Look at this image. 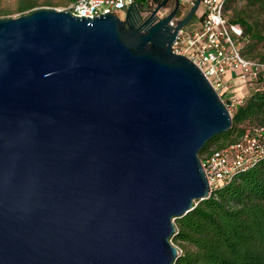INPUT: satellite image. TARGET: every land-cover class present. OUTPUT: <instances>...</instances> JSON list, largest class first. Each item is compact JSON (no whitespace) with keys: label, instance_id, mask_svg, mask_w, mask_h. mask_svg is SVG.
Wrapping results in <instances>:
<instances>
[{"label":"water","instance_id":"obj_1","mask_svg":"<svg viewBox=\"0 0 264 264\" xmlns=\"http://www.w3.org/2000/svg\"><path fill=\"white\" fill-rule=\"evenodd\" d=\"M146 17L0 18V264H174V220L210 194L199 152L231 112ZM174 23V24H173Z\"/></svg>","mask_w":264,"mask_h":264},{"label":"trees","instance_id":"obj_2","mask_svg":"<svg viewBox=\"0 0 264 264\" xmlns=\"http://www.w3.org/2000/svg\"><path fill=\"white\" fill-rule=\"evenodd\" d=\"M161 1L139 0L149 8ZM248 2L264 18V0ZM33 6V2L21 0L18 9ZM229 20L242 28V55L264 64V29L240 14ZM231 118V129L220 135L226 142L218 148L236 141L250 126L264 125V87L250 88L243 102L231 109ZM216 137L204 145L201 155ZM174 224L171 239L180 251L174 264H264V158L213 189L189 212L175 218Z\"/></svg>","mask_w":264,"mask_h":264},{"label":"built area","instance_id":"obj_3","mask_svg":"<svg viewBox=\"0 0 264 264\" xmlns=\"http://www.w3.org/2000/svg\"><path fill=\"white\" fill-rule=\"evenodd\" d=\"M139 0H77L67 11L90 18L101 13H113L124 18L126 9ZM183 8L194 0H179ZM181 1L183 3H181ZM174 5V0L172 6ZM225 0H200L198 13L180 28L171 45L175 54L191 60L205 75L211 86L231 112L243 102V96L228 86V74L248 91L264 87V64L245 58L240 52L242 28L231 23L224 12ZM141 15L148 16V6L139 5ZM165 13H160L163 16ZM184 15L174 18V23ZM173 23V24H174ZM229 93V94H228ZM264 158V125H252L234 142L200 155L210 192L229 182L232 177Z\"/></svg>","mask_w":264,"mask_h":264},{"label":"rangeland","instance_id":"obj_4","mask_svg":"<svg viewBox=\"0 0 264 264\" xmlns=\"http://www.w3.org/2000/svg\"><path fill=\"white\" fill-rule=\"evenodd\" d=\"M20 1L21 0H0V18L17 17L19 15L30 12L31 10L39 9V8H52L55 10L66 11L69 8V5L71 4L70 2H68V0H25L27 2L29 1L33 2L34 6L31 9L20 11L18 9V5ZM181 3L183 2L181 1ZM190 7L191 6H189L188 4H185L183 8L179 10L178 16L181 14L185 15ZM159 11L160 13L161 12L165 13L164 15H166L169 12L167 8H161ZM198 11L199 9L197 10V13ZM224 12L229 19L233 18V16H235L236 14L246 16L250 21L258 22V24L264 29L263 16L260 15L257 11H254V6L249 4L248 0H227L225 4ZM260 47L261 44L259 45L258 48ZM242 125L243 124H239L238 126H242ZM225 142L226 141L224 140V138L219 135L214 140L209 142L205 152L218 148L221 144ZM200 155L201 153L199 152V156ZM174 245L177 244L174 243Z\"/></svg>","mask_w":264,"mask_h":264},{"label":"crops","instance_id":"obj_5","mask_svg":"<svg viewBox=\"0 0 264 264\" xmlns=\"http://www.w3.org/2000/svg\"><path fill=\"white\" fill-rule=\"evenodd\" d=\"M228 82V86L232 87L235 91H237L239 96L244 97L246 94H248V89L244 85L239 83L232 73L228 74Z\"/></svg>","mask_w":264,"mask_h":264},{"label":"flooded vegetation","instance_id":"obj_6","mask_svg":"<svg viewBox=\"0 0 264 264\" xmlns=\"http://www.w3.org/2000/svg\"><path fill=\"white\" fill-rule=\"evenodd\" d=\"M139 2V1H138ZM172 2H173V0H168L167 1V3H166V5L163 7V8H167V10L170 12L172 9H173V7H174V5H173V7H171L172 6ZM141 5V4H140ZM142 5H146V4H142ZM148 9V11H149V13H148V15L150 14V11L152 10V8H147ZM182 8H181V6L179 7V9H178V12H179V10H181ZM198 10V9H197ZM158 14L160 15V11L158 12ZM196 15H197V11H196ZM176 16H178V13H177V15Z\"/></svg>","mask_w":264,"mask_h":264}]
</instances>
